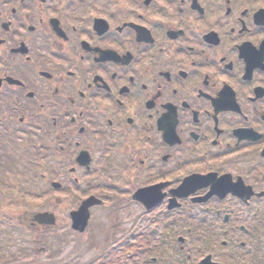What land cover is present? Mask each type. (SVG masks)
<instances>
[{
	"label": "flooded vegetation",
	"instance_id": "obj_1",
	"mask_svg": "<svg viewBox=\"0 0 264 264\" xmlns=\"http://www.w3.org/2000/svg\"><path fill=\"white\" fill-rule=\"evenodd\" d=\"M21 159L99 186L113 264H264V0H0V180Z\"/></svg>",
	"mask_w": 264,
	"mask_h": 264
},
{
	"label": "rangeland",
	"instance_id": "obj_2",
	"mask_svg": "<svg viewBox=\"0 0 264 264\" xmlns=\"http://www.w3.org/2000/svg\"><path fill=\"white\" fill-rule=\"evenodd\" d=\"M16 195H18L16 197H22L21 194L17 191ZM67 197L68 196H66L65 199ZM45 203H48V201H46ZM94 209L95 212L92 216V223L90 226V228H92L91 236L87 240H83L81 242H76V240L71 236L67 237V239H69L70 241L67 243V245L64 244L67 247V251L65 253L57 255L58 250H55L56 246L54 245L52 247L53 249H50V252H48L47 254L43 253L41 257H36L34 253L25 254L23 252H29L30 250H34L35 248H37V244L31 239V235H28L29 239L27 238L26 241L23 242L24 237L20 235V232H14V239H12V242L9 241L1 243L2 249H0V264H27L29 262L30 264H55V260L60 258L62 255L70 254L75 248L74 245H76L77 243L78 246L75 248V250L78 251V264L85 263V260L93 255L95 256L96 254H102L99 252L103 249V226L108 224L109 220L107 219L108 215L104 213V211H101L99 208ZM59 219L62 224L66 225L65 228H67L68 222L65 218V215H63V217L62 215H60ZM113 220H116L115 217ZM118 221L119 223L122 222L121 216H118ZM115 222L116 221H114V223ZM60 231L64 230L61 229L58 231V233ZM24 248L25 251H23ZM2 253L7 254V259L2 260ZM11 255L14 257V260L11 258Z\"/></svg>",
	"mask_w": 264,
	"mask_h": 264
},
{
	"label": "water",
	"instance_id": "obj_3",
	"mask_svg": "<svg viewBox=\"0 0 264 264\" xmlns=\"http://www.w3.org/2000/svg\"><path fill=\"white\" fill-rule=\"evenodd\" d=\"M86 206H87V202H85L84 205L81 206V208L79 209V211H77V212H75V213L72 214L74 221H75V217L78 216L79 214H81L82 216L84 214L83 217L86 219V211H85ZM199 264H217V263H212V262L208 261V259H205V260L201 261Z\"/></svg>",
	"mask_w": 264,
	"mask_h": 264
}]
</instances>
